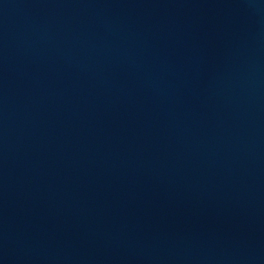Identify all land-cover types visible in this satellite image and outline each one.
I'll list each match as a JSON object with an SVG mask.
<instances>
[{"label": "water", "instance_id": "water-1", "mask_svg": "<svg viewBox=\"0 0 264 264\" xmlns=\"http://www.w3.org/2000/svg\"><path fill=\"white\" fill-rule=\"evenodd\" d=\"M0 264H264V0H0Z\"/></svg>", "mask_w": 264, "mask_h": 264}]
</instances>
